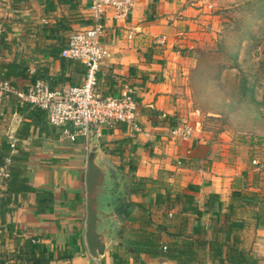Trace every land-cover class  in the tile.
Masks as SVG:
<instances>
[{
	"label": "crops",
	"instance_id": "1",
	"mask_svg": "<svg viewBox=\"0 0 264 264\" xmlns=\"http://www.w3.org/2000/svg\"><path fill=\"white\" fill-rule=\"evenodd\" d=\"M91 2L0 0V77L24 91L37 81L51 89L81 86L85 66L61 51L92 23ZM212 6L210 0H135L127 18L103 20L111 58L98 73L99 91L119 97L134 90L139 103L135 127H104L99 139L117 193L136 203L130 216L120 217L113 248L99 262L86 248V138L63 140L41 110L19 146L30 185L52 192L55 204L38 214L36 194L18 196L20 206L0 218V264H29L18 258L29 238L49 247L50 264H264V137L213 129L183 100L193 95L187 80L200 64L197 53L215 32L204 16ZM22 106L11 98L0 107V139L16 117L15 136L32 122L29 112L18 114ZM183 125L192 128L190 136L173 138Z\"/></svg>",
	"mask_w": 264,
	"mask_h": 264
},
{
	"label": "rangeland",
	"instance_id": "2",
	"mask_svg": "<svg viewBox=\"0 0 264 264\" xmlns=\"http://www.w3.org/2000/svg\"><path fill=\"white\" fill-rule=\"evenodd\" d=\"M210 1L204 16L215 32L197 53L200 64L187 80L193 95L183 100L213 129L264 137V0Z\"/></svg>",
	"mask_w": 264,
	"mask_h": 264
},
{
	"label": "built area",
	"instance_id": "3",
	"mask_svg": "<svg viewBox=\"0 0 264 264\" xmlns=\"http://www.w3.org/2000/svg\"><path fill=\"white\" fill-rule=\"evenodd\" d=\"M135 0H92L87 17L91 24L85 30L76 31L70 37L67 47L61 52L63 58L79 62L86 68L83 84L78 87L64 86L51 89L37 81L27 91L16 88L10 80L0 79V107L10 97L21 105H31L44 111L51 126L58 127L63 140L76 141L87 137L88 129L94 127L99 136L102 128L123 123L136 126L139 103L134 90L127 89L119 97L104 96L99 91L98 73L103 63L111 58L109 48L102 42L105 34L103 20L111 14L114 18H127L132 12ZM3 27L0 25V39ZM0 118L4 112L0 111ZM192 132L188 125L172 130L173 138L187 139ZM9 141L15 142V136ZM13 146V144H12ZM10 158L0 167V195L10 177ZM166 251L167 247H163Z\"/></svg>",
	"mask_w": 264,
	"mask_h": 264
},
{
	"label": "trees",
	"instance_id": "4",
	"mask_svg": "<svg viewBox=\"0 0 264 264\" xmlns=\"http://www.w3.org/2000/svg\"><path fill=\"white\" fill-rule=\"evenodd\" d=\"M0 79L6 80L2 77H0ZM11 98L14 97L12 96L10 99ZM27 112L32 114L30 115L32 122L25 123L22 126L15 136V142L12 143L9 141L8 137L0 139V167L4 165L7 158H10L12 161V165L10 166V177L6 180L5 189L1 191L0 195V218L2 220L7 213L20 206V203H17L19 195L26 196L31 193L36 194V205L34 208L38 214L50 213L55 204L54 194L52 192L38 190L30 185V178L26 166L27 161L24 159V152L20 148L19 142L29 136V130L33 124V119L36 121L39 120L42 116V111L41 109L39 110V108L37 109V107L26 104L19 109L18 114L25 117L28 114ZM14 151H16V153ZM129 169V171H134V162L129 163ZM136 182L137 179L132 176L131 192H138V190L136 191L133 188ZM135 206V202L125 200L123 203L117 205L116 212L120 217L127 218L130 216ZM18 252L20 253L18 258L26 260L29 264H50L53 258V252L49 250V247L43 243L34 244L33 238L26 239L24 244L18 249Z\"/></svg>",
	"mask_w": 264,
	"mask_h": 264
},
{
	"label": "water",
	"instance_id": "5",
	"mask_svg": "<svg viewBox=\"0 0 264 264\" xmlns=\"http://www.w3.org/2000/svg\"><path fill=\"white\" fill-rule=\"evenodd\" d=\"M18 117L9 131L15 135ZM100 136L94 127L88 129L87 169H86V248L92 259L99 262L115 240L121 219L116 212L118 193L117 180L113 178L112 168L100 157ZM119 181V180H118ZM120 187H123L121 181Z\"/></svg>",
	"mask_w": 264,
	"mask_h": 264
}]
</instances>
